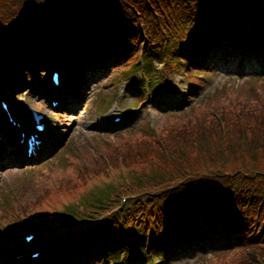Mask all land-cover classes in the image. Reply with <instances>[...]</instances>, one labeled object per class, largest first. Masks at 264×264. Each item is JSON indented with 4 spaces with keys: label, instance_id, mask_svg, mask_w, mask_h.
<instances>
[{
    "label": "trees",
    "instance_id": "1",
    "mask_svg": "<svg viewBox=\"0 0 264 264\" xmlns=\"http://www.w3.org/2000/svg\"><path fill=\"white\" fill-rule=\"evenodd\" d=\"M255 1L258 0H46L45 6L50 2L61 6L55 15L60 16L62 35L47 27L34 37L30 29L19 28L21 18L13 19L11 24L2 23L7 25H0V62L4 52L25 40L44 38L46 46L49 38L53 42L50 57L73 62L82 71L99 67L95 55H113L121 63L123 56L138 61L170 49V56L199 63L209 57V50L213 55L232 49L239 58L245 46L249 59L245 65L251 67L255 58L264 57V19H257L260 14L255 11ZM33 10L31 16L36 20L46 14L41 5H35ZM42 50L39 43L36 59L23 68L21 78L31 77L41 69ZM1 78L0 87L4 82ZM7 78L11 79V75L7 74ZM235 106L238 109L226 104L210 111L201 109L185 121L159 131L158 151L176 162L171 168L175 174L165 173L158 165L143 174L150 183L142 190L140 204L148 232L144 247L163 248L170 242L183 245L203 240L221 245L230 236L238 244L235 264H264V190L245 180L248 169L253 175L259 174V143L264 154V103L240 101ZM144 128L148 131L147 126ZM224 150L226 154H222ZM116 155L113 149L102 167L94 160L92 167L77 168L73 177L65 175V193L75 199L82 190L97 185L96 179L106 174L105 169L114 164ZM159 160L154 156L157 164ZM161 188L165 189L154 196L147 195ZM127 216L128 212L125 220ZM180 224L184 225L185 236L176 227ZM100 233L105 240H120L116 233L109 236L103 229Z\"/></svg>",
    "mask_w": 264,
    "mask_h": 264
},
{
    "label": "rangeland",
    "instance_id": "2",
    "mask_svg": "<svg viewBox=\"0 0 264 264\" xmlns=\"http://www.w3.org/2000/svg\"><path fill=\"white\" fill-rule=\"evenodd\" d=\"M150 60L151 67L149 71L151 72V77H155V81L148 86L151 89V94H153L152 97H147V89L140 92L128 89L129 86H134V83L132 80H125L117 88L114 97L115 101L109 104L106 109H103L100 114H97L96 111L100 105V95L112 91L111 88L113 86L110 83L116 72L112 71L109 74H103L97 81L89 85L90 87L81 96L82 104L78 107L70 108L65 114H63L66 110L64 107L57 110V112L61 113V119L59 120L49 117L47 129L49 135L48 141L58 146L54 148L51 155L43 158L42 154L39 156L41 161H36L34 164L39 165L41 163V166L36 171H30L29 173L22 172L26 168L29 169L32 163H24L26 161L23 159L19 160L21 151L15 147L14 139L8 135L9 131H7L5 126V119L0 115V145L2 148L5 147L1 149L0 154V213L4 209L8 211L12 205H16L17 203L33 200L36 195L44 191L45 187H52L56 184L61 185L63 180L60 182L57 180L48 185H44L45 183L43 182L44 179L54 175L60 167L67 169L69 176L73 177L77 172V168L84 165L92 167L94 160L102 167V164L107 162L108 158H111L110 155L113 149L117 150L116 161L112 166L105 169V175H101L96 179V184L100 183L103 186L105 177H111L109 180L112 184H117L122 172L130 168L136 171L137 175L149 171L148 169L152 170L157 165L164 170L170 167L173 161L165 153H160L151 146L155 144L153 140L156 138L159 129L185 121L187 119L186 112L192 113L201 109H209L208 111H210L212 107L219 104H226L230 109H238L235 105L240 101L252 104L256 102L264 103V77H249L258 74L255 72H248L245 76L233 74L232 72H235L234 66L236 61L232 57H230L227 64L223 63L218 66L215 65L214 69H207L209 72L208 75H205L207 78L203 77L202 80L193 77L183 80L172 73L171 69L164 65L163 62L159 63L154 58ZM140 67L132 73L133 76L141 78ZM254 68L255 70L260 69L258 65ZM194 69L198 68L194 67ZM38 81L41 83L42 78H39ZM162 81L166 83L170 92L162 91ZM188 82L200 85L197 89L200 92L195 94L194 99L180 104V107L168 108L159 112L153 111L151 113L152 106L155 108L152 103L157 100L169 103L175 94L186 96V92L189 89ZM41 85L44 89L46 88V85ZM142 96L145 102L138 107V101L142 99ZM3 97L11 101L13 107H20L24 112L28 101L35 105L45 106L46 108L49 106L46 101L48 98L33 94H28L27 96L22 94L16 96L5 94ZM21 102H24L23 106ZM117 108L119 113H117ZM112 110L114 112H111ZM126 110H130L131 114L124 121L112 124L113 117L115 115L122 116ZM148 121L150 125H153V131H145V128L142 127ZM10 143L13 146L10 147ZM147 143L151 145L145 150ZM65 144H68L69 148L61 155L59 160L46 166L42 165L57 154L58 149L62 148ZM10 149H15L16 151L8 153ZM226 153L227 151L225 150L222 152V154ZM154 156L160 159L158 164L154 161ZM231 167L233 166H228V168ZM261 170L260 168L259 172ZM54 177H56V174ZM123 182L125 181H121L119 185ZM38 186L40 187L39 191ZM11 191L13 200H9L7 197V194ZM49 191H56V187ZM86 192L87 189H84L81 193L84 194ZM13 220L14 216L2 215L0 224H10ZM96 224L100 225L98 222ZM85 225L86 223L84 222L76 224L77 227H84ZM64 228L67 231L69 226H64ZM215 248L221 249L220 247L200 245L192 253H182L178 256H173L171 261L166 264H235V259L239 257L238 253H233L230 250L224 254L213 255L212 253ZM8 253L13 256V253ZM151 263L143 260L139 264ZM0 264H10V258H4L0 254ZM90 264L98 263L94 261L90 262ZM102 264H108L107 260L105 259Z\"/></svg>",
    "mask_w": 264,
    "mask_h": 264
},
{
    "label": "bare ground",
    "instance_id": "3",
    "mask_svg": "<svg viewBox=\"0 0 264 264\" xmlns=\"http://www.w3.org/2000/svg\"><path fill=\"white\" fill-rule=\"evenodd\" d=\"M13 112L19 120H26L29 118V114L23 112L20 108L16 107Z\"/></svg>",
    "mask_w": 264,
    "mask_h": 264
}]
</instances>
